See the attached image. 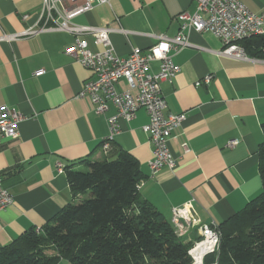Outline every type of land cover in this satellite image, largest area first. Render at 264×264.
<instances>
[{"label": "crops", "instance_id": "obj_1", "mask_svg": "<svg viewBox=\"0 0 264 264\" xmlns=\"http://www.w3.org/2000/svg\"><path fill=\"white\" fill-rule=\"evenodd\" d=\"M242 2L255 13L264 12V0ZM42 5L43 0H0V105L24 115L19 137L3 139L0 145L3 185L14 197L0 212V247L32 227L41 228L71 202L66 167L81 168L85 158L113 160L121 151L132 153L145 174L140 194L170 221L173 207L194 199V213L202 222L220 224L262 192L258 150L264 141V59L223 56L218 37L190 31V45L174 54L181 71L173 83L162 82L166 113L186 115L169 140L177 165L151 175L153 144L143 130L149 122L146 109L132 121L120 118V132L107 152L102 149L109 134L107 117L117 110L112 105L99 114L89 98L77 97L95 75L64 53L75 40L72 33L4 37L39 27ZM195 10V0H111L73 21L122 29L110 38L125 58L133 47L147 49L161 35L175 36L179 15ZM80 37L91 50L103 49L93 36ZM151 69L157 72L159 62H152ZM40 70L44 72L35 75ZM209 74V84L196 86ZM126 87L125 81L119 82V89ZM231 140L238 143L229 147ZM59 162L63 172L58 171ZM184 238L195 243L201 235L194 228ZM58 264L72 263L61 259Z\"/></svg>", "mask_w": 264, "mask_h": 264}, {"label": "trees", "instance_id": "obj_2", "mask_svg": "<svg viewBox=\"0 0 264 264\" xmlns=\"http://www.w3.org/2000/svg\"><path fill=\"white\" fill-rule=\"evenodd\" d=\"M239 44L250 57L264 59V34ZM258 154L262 192L219 224V248L204 264H264V141ZM81 163L85 170L66 167L71 202L41 228L0 247V264L192 263L194 243L179 236L173 222L140 194L145 174L132 153Z\"/></svg>", "mask_w": 264, "mask_h": 264}, {"label": "built area", "instance_id": "obj_3", "mask_svg": "<svg viewBox=\"0 0 264 264\" xmlns=\"http://www.w3.org/2000/svg\"><path fill=\"white\" fill-rule=\"evenodd\" d=\"M111 0H43L40 13L41 25L28 29L16 35H5L13 39L22 35H33L42 31H66L75 36L72 44L67 46L64 53L89 69L94 79L85 82L78 93L79 98H89L95 106V111L105 114L113 105L117 112L107 117L109 134L102 142V149L107 152L115 136L120 132L119 119L132 121L137 112L144 108L149 115V122L143 126L153 144V158L149 161L151 175L161 169L174 170L177 162L170 149L169 140L173 130L184 123L185 113H166L168 103L162 92V82L173 83L181 66L174 60V54L190 45L191 30L210 32L223 43L220 54L238 60H248L245 49L239 41L264 34V12L251 11L242 0H195L196 10L193 13L183 12L179 15L180 29L173 36L161 35L155 44L147 49L133 47L128 57L117 54L110 34L122 31L110 26L81 25L73 21L75 17L91 10L97 4H108ZM29 15H24L27 19ZM91 35L102 50L93 51L87 40L80 35ZM154 61L159 62L157 72L151 69ZM44 71H36L40 75ZM212 75H206L196 82V86L209 84ZM125 81L127 87L119 89L120 81ZM24 115L8 105H0V145L3 139H17L20 135L19 125ZM237 140H231L229 147H234ZM187 150V149H186ZM59 172H63V163H58ZM194 199L183 206L173 207L172 222L179 236L187 235L191 229L197 228L201 239L194 243L189 253L202 249L204 257L218 250L221 232L219 224L204 223L194 213ZM14 197L4 187L0 172V212L12 205Z\"/></svg>", "mask_w": 264, "mask_h": 264}, {"label": "bare ground", "instance_id": "obj_4", "mask_svg": "<svg viewBox=\"0 0 264 264\" xmlns=\"http://www.w3.org/2000/svg\"><path fill=\"white\" fill-rule=\"evenodd\" d=\"M176 232L178 233V230H176ZM191 258H192V262L194 263H202L203 261V255H204V252L202 251V249H196L194 251V253H189Z\"/></svg>", "mask_w": 264, "mask_h": 264}, {"label": "rangeland", "instance_id": "obj_5", "mask_svg": "<svg viewBox=\"0 0 264 264\" xmlns=\"http://www.w3.org/2000/svg\"><path fill=\"white\" fill-rule=\"evenodd\" d=\"M83 168V167H82ZM83 170H85L84 168H83Z\"/></svg>", "mask_w": 264, "mask_h": 264}]
</instances>
